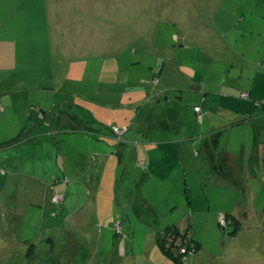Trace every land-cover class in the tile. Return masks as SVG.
<instances>
[{
	"label": "rangeland",
	"instance_id": "rangeland-1",
	"mask_svg": "<svg viewBox=\"0 0 264 264\" xmlns=\"http://www.w3.org/2000/svg\"><path fill=\"white\" fill-rule=\"evenodd\" d=\"M23 9L38 11L32 16L37 21L30 22L29 25L45 22L46 7L43 0H0V25L5 21V26L12 24L7 11ZM127 11H156L161 16L158 20L151 16L150 23L149 20L148 23L145 22L144 16H139V22L135 23L134 18L130 17L129 26L132 25V29L136 26L139 28V24H157L159 20H162L159 27L167 29V21L164 23L163 19L172 18L168 16L170 11L177 16L175 18L178 25L182 20H187L189 24L201 27L209 20L210 24H217L222 30V38L229 46L231 43L236 44L235 50L238 53L243 52L249 43L247 50H252L254 54L249 58L236 56L230 62L221 64L207 58L203 53L204 48L195 44L179 54L178 47L181 42L170 41L171 50L182 59L181 63H185V70L191 76V82L187 81L185 85V81V87L180 86L178 90H174L170 100H183L185 105L191 106L188 115L193 111L196 121L202 122L204 117L207 121H212L202 130L199 127L174 129L178 137L188 140L184 148L183 144H179L175 149L180 158V152L190 153L184 157L185 161H178L183 177L174 175L175 166L171 167L174 171L172 176L164 173L148 175L152 169H142L141 161L136 159L139 149L145 153L140 143L143 141L154 147L151 154L153 156L155 153L161 154L167 149L166 146L171 149V144L157 143L155 138L164 137L162 131L143 139L142 131L139 132L133 122L128 121L129 123L122 125L119 121H114L120 118L116 115L121 111V94L127 89L129 94L135 91L137 85L133 84L134 81L139 85V60L143 57H139V52L134 54L136 43H131L126 54L121 56V59L131 60L138 55V62L132 65L136 67L133 68L131 80L125 79L127 73H123L112 80L97 77L93 80L69 81L76 85L70 83L62 88L66 79L58 81L54 86V81H45L41 77L31 81L21 77L23 75L19 71L15 74L12 69L1 70L0 67V143L22 136L21 141L28 143L24 148L30 147V151L27 152L26 149L28 157L24 154L23 158L18 152L15 164L13 163L14 166H19L15 175H10L13 165L0 163V264H172L158 249L156 237L151 245L152 240H147L148 235L153 230L160 232L174 224L180 225V229L186 232L185 228L189 223L193 236L202 242L203 248L196 254L193 248L195 243L191 242L185 264H264V160H251L253 152L259 154L257 147L254 148L249 139L252 126L251 129L246 124L233 127L231 120H214L210 115L216 113H210L213 110L202 102L206 91H212L207 95V101L220 98L214 95L220 90L231 92L226 84L215 91V84L224 71L228 77L227 83L236 76L241 81L237 80L235 83L241 82L246 84L244 86L252 84L255 77L263 81L264 0H128ZM247 22L253 28L257 25L261 31L262 35L258 39L244 33L238 37L241 31L237 32L234 27L237 24L246 26ZM168 27L171 29V25ZM259 49L263 54L255 52ZM144 50H149L144 57L145 63L154 62L157 56H150L153 49ZM153 53L158 54L156 50ZM119 68L123 70L122 65ZM13 75L19 80L15 85L9 83L8 79L9 76L13 78ZM141 78L143 83L148 81L152 85L158 80L157 76ZM81 89L87 92L82 95L89 100L86 105L80 99L76 104V98L69 93L79 92ZM239 92V89L235 90L236 97L252 100L254 106L264 111V98L255 95L244 97ZM222 100L219 105L223 103ZM60 101L69 102L73 112L82 116L90 115L93 112L91 110L96 108L92 103H97L99 108L96 109L100 114H97V118L102 124L100 126L91 122L88 126H98L112 134L116 152L114 157L118 159L114 166L115 182L112 179L103 187L97 200L99 203L96 216L87 222H77L74 226L69 213L90 196L97 198V192L85 184L83 187L75 175L64 169L68 163L65 157L71 156L69 153L64 155L65 152H70V146H63V142L74 140L75 137L67 136L64 133L65 127L58 125L56 116L71 114V110L63 108ZM105 103L106 107L101 108ZM241 103L244 101L241 100ZM202 104H205L203 113L202 109H195L196 105L202 107ZM235 104L238 103H229L232 106ZM219 105L216 106L217 110L222 109ZM104 110L107 113H103ZM185 114L186 112L183 113ZM90 116L97 120L94 113ZM234 117L243 118V113H237ZM221 124L223 127H219ZM112 127H128L124 140H119L114 135ZM212 135H217L220 144H209V148L205 150L203 147L211 141ZM199 136L206 138L202 140ZM131 140L134 142H130L124 150L119 149L124 145L120 143ZM243 147V154L248 158L246 160L240 159ZM32 149L36 151L35 154ZM10 151L5 150L4 153ZM228 152L237 155L233 157L237 163V175H223L217 166L220 156ZM259 156L263 157L261 154ZM184 164L187 177L184 174ZM176 167L179 169V166ZM224 170L227 171L228 168ZM36 178L41 179L52 191L47 205L33 204L36 195L32 198L28 193L34 186H39ZM248 179L252 182L251 187L246 186ZM56 194L63 195L62 202L53 200ZM37 195L40 198L39 191ZM70 195L72 196L65 209L66 213H62L60 207H65L64 200H68ZM235 211L239 212L240 218L234 226L227 213ZM31 244L35 247L30 250ZM182 251L187 249L184 247Z\"/></svg>",
	"mask_w": 264,
	"mask_h": 264
},
{
	"label": "crops",
	"instance_id": "crops-1",
	"mask_svg": "<svg viewBox=\"0 0 264 264\" xmlns=\"http://www.w3.org/2000/svg\"><path fill=\"white\" fill-rule=\"evenodd\" d=\"M43 5L46 7V11H44L45 22L43 23L29 25L30 22L37 21L32 16L37 14L38 11H27L23 9L21 11H7L8 14L7 12L5 13L11 18L12 24L5 26V21L0 25L1 70L9 71L12 69L15 74L19 71L23 75L21 77L31 81L41 77L45 81H54L55 85L51 84L54 86H56L58 81L66 79L62 88L70 83L76 85L75 82L69 81L93 80L97 77L112 80L117 79L115 76L123 73H127L125 79L131 80L130 77L133 68L136 67L132 65L138 62V55H135L131 60H127L126 58L121 59V56L126 54V49L131 43H136L134 44L136 47L133 52L134 54L139 52V57H143V59L139 60V85L138 82H133V84L137 85L135 87L139 91H136V89L129 94V89H127L121 94L122 101L119 104L121 111H118L119 113L116 115V117L120 116V118L114 121H119L122 125H126L129 123L128 121L133 122L134 126L139 128V132L142 131L143 139L146 136L151 137L156 132L162 131L164 137L155 139L160 144H171V149L166 146L167 149H164L161 154L155 153L153 156L151 154L155 150L154 147L148 145L146 141H143L140 143H142L145 153L143 154L139 149V154L136 155V159L141 161L142 165L144 163L148 164L147 169H152L151 172L149 171L150 174L147 172L148 175L152 176L164 173L167 176H172L174 171L171 170V167L175 166L174 175L177 174V176L183 177L179 162L185 161L186 159L184 157L190 153L186 154L182 152L181 154L180 152V156L182 155V158H180L175 149L179 144H183L182 148H184L188 140H186L187 138L183 139L178 137L175 130L180 127H186L188 129L191 127H199L202 130L206 127V124H211L212 121H207L205 117L202 122L196 121L193 116V111L188 115L191 111V106L185 105L183 100H170L171 93L174 90H178V87L184 86L185 81V85L187 81L189 83L191 82L190 72H186L185 63L182 64V59L171 50L170 46L172 45L170 41L181 42V45L178 47L179 54L186 52L191 44H195L204 48L203 53H205L207 58L217 62L219 61L221 64L230 62L236 56L238 58H249V56H252L254 52L247 50L250 44L248 43L246 45V49L243 52L238 53L235 50V43H231V46H229L228 42L224 41L222 38V30H220L217 24L212 25L207 19V23L201 27L197 24H189L187 20H182V23L180 22V25H178L176 23L177 19L175 18L177 16L173 14V11H170L168 14V16L172 17L171 19H163L164 23L167 21L165 23L167 29L159 27V23L162 20H159L157 24H146L145 26L139 24V28L136 26L135 29H132V25L129 26L130 17L134 18L135 23V21L139 22V16H144L145 22L148 23L151 16H155L156 20L161 16L156 11H127L128 0H43ZM150 22L151 20H149ZM170 25L171 29L168 27ZM234 28L237 32L241 31L238 37L242 33L253 36L255 39H258L262 35L257 25L253 28L250 22H247L246 26L237 24ZM241 28L247 29L243 30ZM144 48L157 51V55H154L153 51L150 54L152 58L157 56L154 62L149 61L145 63L144 57L149 53V50L145 51ZM205 48H207V52H205ZM138 49L142 50L139 51ZM255 52L257 54H263L261 49L255 50ZM260 57H263V55ZM120 65H122L123 70L119 68ZM152 72H154L153 75ZM226 75V71L222 72L219 80L215 84V91L223 84H226L231 89V92L220 90L214 93L215 97L220 98H212V100L207 101L209 99L207 95L212 91H206L202 102H205L206 106H209L213 110L210 113H216V115H210L214 120H231L233 122L231 126L233 127L246 124L251 129L252 126L251 137L249 139H251L253 147H257L258 153L263 157L261 158L259 154L253 152L251 160H258L260 162L261 159L264 160V146H261L262 144L264 145V111L254 106L255 103L252 100L240 99L234 93L235 90L239 89L241 93L243 91L248 92L249 97L255 95L264 98V79L260 81L255 77V81L252 84L244 86L246 85L244 83H235L237 80L241 81L237 76L232 77L230 83H227L226 80L228 77ZM14 76L13 78L9 76L8 79H10L9 83L15 85V82L19 80L14 78ZM146 76L151 78L157 76V83L155 85L153 84L154 86L148 81L143 83L141 77L144 78ZM69 93L76 98V104L79 99L83 100L84 105L89 102L87 98L82 96L87 93L83 89L79 92L73 91L72 93L71 91ZM108 98L110 100V97ZM221 100L223 103L219 105L218 103ZM241 100L244 103H241ZM230 102L233 104L237 102L238 104L232 106L229 105ZM60 103H62L61 106L63 108L71 110V114H60V116H56L59 120L58 125L65 127L64 133L67 136L75 137L74 140H66L63 142V146H70V152H65L64 155L69 153L71 156L70 158L65 157L68 163H66L64 169L75 175L78 183L83 187L85 184L91 190L97 192V198L90 196L81 206H77L76 210L69 213L71 214L74 226L77 222H87L90 218L94 219L96 216V209L99 203L97 200L103 192V187H106L112 179L113 183L115 182L114 166L117 165L118 159L114 157L116 152L113 147L115 142L112 134L105 132L98 126H94V128H89L88 126V123L91 122H96L100 126L102 124V122L98 121L99 118H97V114L100 115L96 109L99 108L97 103H92L96 108L91 110L93 111L91 114L94 113L97 120H94L90 116L91 114L82 116L79 113H74L71 104L67 101H60ZM106 105L105 103V106L103 105L101 108H105ZM218 105L222 109L217 110L216 106ZM204 106L202 104V110H204ZM47 110L49 111L50 109ZM102 112L107 113L105 110ZM184 112H186L185 115H183ZM237 113H243V118L235 119L234 116ZM43 124L45 125V122ZM86 127L89 129L87 130ZM219 127H223L222 124ZM258 131L259 134H257ZM213 136H211V141L203 147L205 150L209 148V144H220V139L217 135L215 137ZM199 138L204 140L206 137L199 136ZM3 143H0L2 144L0 146V150H2L0 151V163L7 162L8 165H13L19 153L23 158L24 154L25 157H28L26 149L28 152L30 151V147L24 148L28 144L27 141H19L9 145H4ZM120 144L124 145H121L119 149L124 150L131 143L124 142ZM151 144H154V142L151 141ZM162 147L165 148L164 146ZM244 148L241 150L242 154L240 159L243 158L246 160L247 156L243 154ZM5 150L11 151L10 153H4ZM31 151L33 154L36 153L33 149ZM235 155L232 152H228L221 155V159L217 160V166L223 175H230V173L233 175L238 174L236 168L237 163H235L236 160L233 158ZM228 158L231 161H226ZM262 164L264 165V162ZM176 166H179V169ZM183 167L184 174L187 177L186 165L184 164ZM141 168L145 169L143 166ZM226 168H228L227 171L224 170ZM18 170L19 166L13 165V172H10V175H15ZM35 181L39 186H34L28 191L30 197L33 198L36 195V201L33 204L39 205V203H42L40 205H47L52 191L47 185L42 183L41 179L36 178ZM251 185L252 182L248 179L246 186L251 187ZM67 188L70 189V187ZM38 191L40 198L37 195ZM71 196L68 200H64L66 201L65 207H60L62 213H66L65 209ZM233 214L237 218H240L239 212L235 211ZM160 233L161 231L157 232L156 230L149 233L147 240H152L151 245L154 243L155 237L157 242V235ZM201 246L203 248V244Z\"/></svg>",
	"mask_w": 264,
	"mask_h": 264
},
{
	"label": "trees",
	"instance_id": "trees-1",
	"mask_svg": "<svg viewBox=\"0 0 264 264\" xmlns=\"http://www.w3.org/2000/svg\"><path fill=\"white\" fill-rule=\"evenodd\" d=\"M245 92V91H243ZM197 107H200V109H202L201 106H195V109ZM203 113V110L202 112ZM126 132L123 134L122 139L120 140H124V135L127 133L128 131V127L126 128ZM113 130V127H112ZM114 133V131H113ZM115 135V134H114ZM22 136H17L15 138H13L12 140H9L5 143H3L4 145H9L11 143H15V142H19L22 140L21 138ZM137 141V140H136ZM133 143L134 140L128 141ZM138 142V141H137ZM124 143V142H123ZM2 145V144H1ZM0 145V146H1ZM145 169L148 168V164H143L142 165ZM227 215L230 217V219L232 220V225H237L238 224V218L235 216V214L233 213H227ZM179 226V227H178ZM185 230H181L180 229V225L174 224V225H168L163 232L161 231V233L159 235H157V244L159 249L161 250L162 254L168 258L169 260H171V262L173 264H185L187 261L185 260L186 256H187V252L189 249V245L191 242L195 243V246L193 247L194 249V253H197L201 250L202 248V244L201 241L197 240L192 234L191 232V223H189V225L185 228ZM237 229V227H236ZM35 247L34 244H31L30 250L33 249ZM186 248L187 251H182L183 248ZM190 253V251H189Z\"/></svg>",
	"mask_w": 264,
	"mask_h": 264
},
{
	"label": "built area",
	"instance_id": "built-area-1",
	"mask_svg": "<svg viewBox=\"0 0 264 264\" xmlns=\"http://www.w3.org/2000/svg\"><path fill=\"white\" fill-rule=\"evenodd\" d=\"M242 95L244 96V97H247L248 95H249V93L248 92H243L242 93ZM3 107H1V109H2ZM196 110L197 111H200V107H197L196 108ZM126 128H123V129H121V128H119V127H113V131H114V134L117 136V138L120 140V139H122V136H123V134L126 132ZM53 200L54 201H56V202H62V200H63V195H61V194H56V195H54V197H53ZM59 202V203H60Z\"/></svg>",
	"mask_w": 264,
	"mask_h": 264
}]
</instances>
